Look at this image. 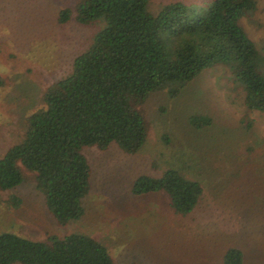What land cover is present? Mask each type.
Wrapping results in <instances>:
<instances>
[{
  "label": "rangeland",
  "instance_id": "374dc122",
  "mask_svg": "<svg viewBox=\"0 0 264 264\" xmlns=\"http://www.w3.org/2000/svg\"><path fill=\"white\" fill-rule=\"evenodd\" d=\"M212 0H147L157 15L173 2L198 9ZM76 0H0V157L18 144L44 94L73 70L99 23L74 16L57 24L59 10ZM264 68V0L239 20ZM140 109L148 123L142 147L127 154L116 143L83 150L90 167L84 215L59 225L36 189L34 174L0 189V234L34 241L85 234L108 250L113 264H224L229 248L242 264H264V113L249 110L222 65L203 70L171 96L152 93ZM210 118L196 127L192 117ZM205 118V117H204ZM176 170L202 188L187 216L173 214L163 192L134 195L141 176Z\"/></svg>",
  "mask_w": 264,
  "mask_h": 264
},
{
  "label": "trees",
  "instance_id": "16d2710c",
  "mask_svg": "<svg viewBox=\"0 0 264 264\" xmlns=\"http://www.w3.org/2000/svg\"><path fill=\"white\" fill-rule=\"evenodd\" d=\"M147 0H76L61 9L57 24L72 16L82 25L99 23L88 49L73 61L71 74L43 96L44 108L29 116L22 140L0 157V189L19 186L22 168L34 174L36 189L59 225L84 215L90 167L83 150L116 143L136 153L148 134L140 106L154 92L171 96L203 70L222 65L249 110L264 113L263 59L239 24L255 0H212L198 9L173 2L157 15ZM205 117V118H204ZM192 117L196 127L210 118ZM208 123V124H207ZM134 195L163 192L173 214L192 213L202 194L196 181L176 170L139 177ZM229 248L224 264H242ZM0 264H113L106 247L85 234L34 241L0 234Z\"/></svg>",
  "mask_w": 264,
  "mask_h": 264
}]
</instances>
